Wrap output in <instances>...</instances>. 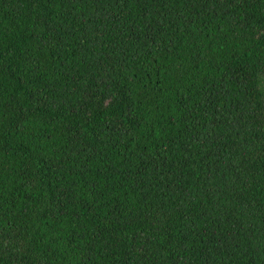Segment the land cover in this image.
<instances>
[{"label": "trees", "instance_id": "trees-1", "mask_svg": "<svg viewBox=\"0 0 264 264\" xmlns=\"http://www.w3.org/2000/svg\"><path fill=\"white\" fill-rule=\"evenodd\" d=\"M0 264H264V0H0Z\"/></svg>", "mask_w": 264, "mask_h": 264}]
</instances>
